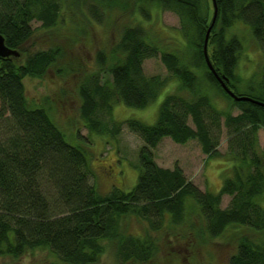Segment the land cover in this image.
Listing matches in <instances>:
<instances>
[{
  "label": "trees",
  "instance_id": "1",
  "mask_svg": "<svg viewBox=\"0 0 264 264\" xmlns=\"http://www.w3.org/2000/svg\"><path fill=\"white\" fill-rule=\"evenodd\" d=\"M140 1L157 2L178 17L191 57L187 60L183 52L161 50L140 22L125 25L109 53L96 52L100 70L78 90L80 119L90 134L114 137L126 126L143 140L135 186L126 192L113 188L100 194L88 180L92 171L86 150L67 142L46 110L29 103L23 82L27 76H45L60 59V46L33 50L28 43L36 31L34 21L45 32L54 31L67 0H0V34L6 46L19 52L17 58H0V256L18 258L48 250L58 260L54 264H96L101 241L114 239L120 264H148L158 253V243L117 232L119 218L132 215L154 232L172 228L177 243L187 245L196 236L205 241L237 228L241 231L234 235L235 249L227 264H264V145L259 146L257 134L264 128V106L232 99L205 64L203 42L214 12L212 0ZM96 3L89 10L100 21L97 6L106 2ZM215 3L207 54L231 87L241 51L240 38L230 32L237 22L249 26L264 59V0ZM143 6L139 10L147 17L149 10ZM157 57L189 95L165 96L151 125L112 119L114 102L145 108L158 97L167 80L143 71L144 61ZM200 64L207 69L206 80L231 100L229 110L218 109L208 92L196 89L201 79L191 66ZM100 73L110 78L101 81ZM234 93L264 102V71L263 83L251 87L249 94ZM223 127L227 155L234 164L217 192L200 190L180 166L164 168L154 159L152 150L164 137L178 144L194 140L208 158L219 156ZM224 194L230 201L222 208Z\"/></svg>",
  "mask_w": 264,
  "mask_h": 264
},
{
  "label": "rangeland",
  "instance_id": "2",
  "mask_svg": "<svg viewBox=\"0 0 264 264\" xmlns=\"http://www.w3.org/2000/svg\"><path fill=\"white\" fill-rule=\"evenodd\" d=\"M104 1L106 6H97L102 15L100 21H97L89 10L92 4H97L96 0H79V3L67 0V5L65 4L61 11V22L54 31L47 33L39 28V22H32L36 31L28 43L29 47L36 50L58 45L62 53L55 66L51 67L45 76H27L23 79L29 103L46 110L65 135L67 142L86 150L92 171L88 180L100 194L110 192L113 188L126 192L135 186L139 174L138 151L143 145V140L126 126H122L121 132L114 137L90 134L80 119L78 90L83 81L94 71L100 70L96 63V52L104 50L109 53L110 47L120 37L123 27L140 22L149 38L160 44L157 45L161 50L183 52L182 55L187 60L191 57L190 49L179 30L178 17L173 12L162 10L157 2L146 4L140 0ZM141 5L148 8L147 17L140 12ZM230 32L240 38L241 51L237 59L236 78L228 88H231L233 93L249 94L251 87L263 83L262 51L248 25L237 22ZM111 60L109 58V64ZM191 69L201 79V85L196 89L201 88L208 92L218 109L229 110L231 100L206 80V67L201 64L192 65ZM143 71L148 76L158 75L165 78L167 84L158 97L145 108L114 102L111 117L115 121L137 119L151 125L157 119L159 105L165 96L170 93L189 95V91L180 88L179 80L170 75L158 57L145 60ZM100 74L101 81L110 78L107 73ZM237 113L238 110L234 108L233 114ZM103 118L110 125L111 119L108 115L104 114ZM257 134L259 146L262 147L264 128H260ZM226 145V129L223 127L217 147L219 156L208 158L194 140L178 144L170 137L162 138L152 151L159 166L173 168L178 165L185 177L200 190L217 192L224 176H231L230 168L234 164L227 155ZM229 201V195H222L221 207H226ZM171 229L166 226L159 232L151 231L143 221L132 215L120 217L117 226L120 235H133L153 244L158 243L155 245L159 247L158 253L148 264H227L235 249L234 235L241 231L232 227L222 237L205 241L196 236V239H192L187 245L183 242L177 243ZM196 231L193 235H196ZM171 240L172 243H169ZM101 245L102 254L96 264H120L117 260L116 240H103ZM57 261L48 250H35L18 258L0 256V264H54Z\"/></svg>",
  "mask_w": 264,
  "mask_h": 264
},
{
  "label": "water",
  "instance_id": "3",
  "mask_svg": "<svg viewBox=\"0 0 264 264\" xmlns=\"http://www.w3.org/2000/svg\"><path fill=\"white\" fill-rule=\"evenodd\" d=\"M213 3V7H214V12H213V16H212V21L211 24L209 25L206 33H205V37H204V42H203V56H204V60L205 63L208 67V70L215 76V78L218 80V82L220 83L222 89L235 101H250L259 105L264 106V102H260L257 101L249 96H245V95H236L235 93H233L231 91L230 88H228L226 81L227 79H223L221 78L216 70L214 69V67L212 66L209 58H208V54H207V43H208V37L211 31V28L214 24L215 21V17H216V3L215 0H212ZM14 57L17 58L19 57V52L9 48L8 46H6L5 41H4V37L0 34V58H4V57Z\"/></svg>",
  "mask_w": 264,
  "mask_h": 264
}]
</instances>
